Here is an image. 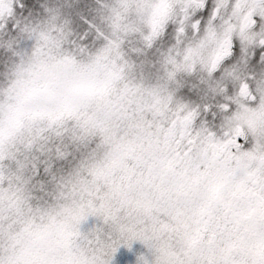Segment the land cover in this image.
Segmentation results:
<instances>
[{"label":"snow or ice","instance_id":"1","mask_svg":"<svg viewBox=\"0 0 264 264\" xmlns=\"http://www.w3.org/2000/svg\"><path fill=\"white\" fill-rule=\"evenodd\" d=\"M0 264H264V0H0Z\"/></svg>","mask_w":264,"mask_h":264}]
</instances>
